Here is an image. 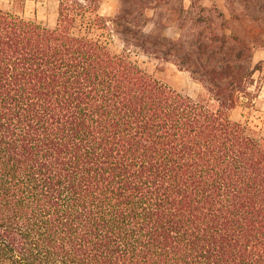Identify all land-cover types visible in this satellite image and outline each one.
I'll list each match as a JSON object with an SVG mask.
<instances>
[{
  "label": "trees",
  "instance_id": "16d2710c",
  "mask_svg": "<svg viewBox=\"0 0 264 264\" xmlns=\"http://www.w3.org/2000/svg\"><path fill=\"white\" fill-rule=\"evenodd\" d=\"M68 1L53 27L0 9V264H264V137L229 113L261 65L188 53L195 99Z\"/></svg>",
  "mask_w": 264,
  "mask_h": 264
},
{
  "label": "rangeland",
  "instance_id": "374dc122",
  "mask_svg": "<svg viewBox=\"0 0 264 264\" xmlns=\"http://www.w3.org/2000/svg\"><path fill=\"white\" fill-rule=\"evenodd\" d=\"M67 3L88 4L91 10L79 18L75 32L91 30L113 52H124L161 83L195 99L213 102L207 89L209 81L187 59L188 53L199 55L208 68L229 62L243 63L249 68L260 64L254 72L255 95L243 99L229 113L232 119L264 137V0H69ZM59 4L60 0H0V9L53 27ZM96 14L102 19L87 27ZM124 25L142 26L148 37L139 39L125 31ZM164 37L172 38L175 44L168 46L162 40ZM197 40L207 44L202 54H198Z\"/></svg>",
  "mask_w": 264,
  "mask_h": 264
}]
</instances>
